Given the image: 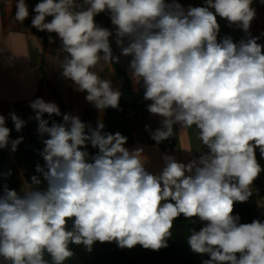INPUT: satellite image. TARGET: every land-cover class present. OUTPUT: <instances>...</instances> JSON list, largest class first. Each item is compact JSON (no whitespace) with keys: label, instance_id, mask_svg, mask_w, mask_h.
Wrapping results in <instances>:
<instances>
[{"label":"clouds","instance_id":"obj_1","mask_svg":"<svg viewBox=\"0 0 264 264\" xmlns=\"http://www.w3.org/2000/svg\"><path fill=\"white\" fill-rule=\"evenodd\" d=\"M252 5L38 0L31 27L46 32L50 44L59 41L60 77L86 93V102L99 113L122 110L121 88L96 69L130 58L126 71L134 91L142 88L148 113L160 117L156 129L145 125L150 139L159 145L177 129H194L202 147L180 149L190 157L186 162L161 153L154 172L141 159L144 148L127 147L128 137L105 131L101 118L93 126L43 97L29 101L34 115L27 121L10 111L17 133L37 122L43 163L35 164L27 189L0 183V264H66L76 256L73 245L91 253L97 242L159 251L169 247L180 217L201 225L185 235L190 250L206 257L201 264H264V221L241 222L235 213L264 172L257 159V150L264 159V32L251 34ZM15 7V20L23 24L28 4L15 0ZM101 13L111 28L97 23ZM218 17L244 36H221ZM45 114L62 120L50 123ZM12 131L0 114V150L15 153L24 141L23 135L11 138ZM11 175V169L0 172Z\"/></svg>","mask_w":264,"mask_h":264},{"label":"trees","instance_id":"obj_2","mask_svg":"<svg viewBox=\"0 0 264 264\" xmlns=\"http://www.w3.org/2000/svg\"><path fill=\"white\" fill-rule=\"evenodd\" d=\"M262 9L264 21V4H262ZM218 21L220 25L224 24V20L219 17ZM225 29L227 30V25H225V28L221 29V36L227 33ZM241 38L242 36H235L234 40L239 41ZM259 43L264 44V37H262ZM112 46L114 53L119 54L116 46L114 44ZM112 67L122 82L121 90L123 95L120 100V107L122 110L118 111L108 108L105 115L101 117V119H103V122L105 123V131L121 132L123 135L128 137L127 145H129L134 141L131 130L132 117L140 123L142 132L146 134L145 122L149 116L146 105L149 102L142 100V88L140 89V92L134 91L135 86L128 77L124 64L120 63L112 65ZM49 86L59 102L61 111L73 113L62 100L59 91L52 84H49ZM36 97H40V95H37ZM78 114L82 121L91 122L92 125L95 126L96 121H94L90 110ZM131 114L133 115L132 117ZM45 118L50 119V123L51 119H55L58 122L62 120V117L56 116L49 118L47 114H45ZM6 124L9 128L13 129L11 132V138H16L20 135H23L25 138L18 146V150L15 153H11V155L15 160L21 163L30 182V177L33 174H36L35 164L38 161L43 163L42 158L36 151L43 148V144L36 132L37 122L35 120L29 121L21 133H17L14 130V125L10 118L6 119ZM149 141L153 142L150 137ZM89 151L94 152L95 150L89 148ZM257 159L260 164L264 166V159L260 158L258 150ZM9 169L12 170V175L6 179L4 177H0V183L6 182L10 188L18 190L19 181L13 169L10 167H3L0 164V172L6 173ZM254 184L253 196L250 200L247 203H237L235 205V213L240 214L241 222H251L254 218L264 221V215L261 214L264 209H259L257 207L258 202L264 203V172L261 173L260 177ZM200 226L201 225L199 223L193 224L191 221L180 217L174 222L172 229L173 236L168 241L169 247L159 251L147 250L135 258H130L125 249L118 248L114 242L103 244L97 242L91 253H86L83 251L82 247H76L73 245L72 247L76 252V256L71 261L66 262V264H201L202 259L206 257L194 254L188 247L185 240V235L188 234L189 229L193 227L199 229Z\"/></svg>","mask_w":264,"mask_h":264},{"label":"crops","instance_id":"obj_3","mask_svg":"<svg viewBox=\"0 0 264 264\" xmlns=\"http://www.w3.org/2000/svg\"><path fill=\"white\" fill-rule=\"evenodd\" d=\"M37 1L38 0H26V3L28 4V6L34 7ZM181 3H183L185 6H187L188 3H191L195 6V5L202 4V0H181ZM252 6L256 9L257 15H256V18L251 23L250 31L253 36H256L264 32L263 9H262V4L259 3V0H253ZM15 12H16L15 0H0V31L2 33H4V26L6 24L11 25L12 23H15V22L17 23V21L15 20ZM106 16L107 15L105 14L104 17ZM106 18H103V20L101 18L99 19L98 22L103 23L104 21H106ZM27 19L29 21L30 17H28ZM20 24L17 25V31H16L19 33V36H16V34H13L11 36L12 40L8 39L7 41L9 42L5 41L2 44V47H6L5 45H8V44L11 45L12 43H15L16 41L20 45L22 39L24 38L23 35H26L28 37L26 39L27 41H32V43H34L33 47H34V52L36 54L37 61L33 69L34 90H33V93L30 95V97L33 96V99H34L37 95H40V97H43L45 101H53L59 105V102L56 96L53 94L49 84L48 83L41 84L42 74L39 68L42 66L44 70L46 71L47 80H49L51 84L54 83L53 82L54 75H57V77H59V84H61V88L60 89L58 87L56 88L59 91L62 100L65 102V104L67 105L70 111H72L73 113H76L77 111L75 110H77V108L79 110H83V112L90 110L94 121H97L98 119H100L103 116V113H99L91 104L86 102L85 100L86 93H81V92L76 91L74 87L71 86L70 81H66L60 77V74H59L60 70L58 69V67H59V60L62 57L58 56L56 53V49L59 46V41L57 40V43L50 44L48 41V34L46 32L37 31L35 28L31 27L30 22H29L30 27L27 28L25 32H21ZM225 25H227V23L224 20V24L221 25V29L225 28ZM109 27L111 28V26ZM226 31H227L226 34L232 35L233 39L235 36H242V37L244 36V33L241 30H234L233 28H230L228 26H227ZM45 49L47 51L46 59L44 58ZM15 50H17L15 44L14 46H12L11 48L7 50L10 53V57H8L9 61L8 60L6 61L5 57L2 56L3 63H1V66H0V73L2 77L4 78V80H6L9 76H14L13 73L15 72V70L16 71L21 70V55L19 54V56H17L16 58ZM128 59L126 60L125 63L121 62L122 64L125 65V67L127 65ZM16 63H18L17 66H16ZM104 69L105 68H102V70ZM103 72L101 71V75L103 77L111 78L113 80V85L119 86L121 88L122 82L115 72L113 73H111L110 71L108 73L106 71H103ZM63 86H65L64 90L62 88ZM11 88L12 90L9 88L8 91L5 93V96L3 98H0V113L1 111H3V109H6L4 110V112H7V110H11L13 107H18L19 109H21L23 106V103L20 97H18L16 95V92H14L15 85L12 86ZM4 112L2 113L4 114ZM28 112H31V110ZM132 116L133 115L131 114V117ZM7 117L8 115L6 116V118ZM159 120H160L159 116H152L149 114L145 122V125L146 124L150 125V122H152L151 128L154 130L157 128L159 124ZM131 130H132L134 141L133 143L126 145V146L129 148H135L137 146H142L144 148V154L142 155L141 159L147 160L148 161L147 167L149 168V170L154 171V172L159 171V168L162 165V161L160 159L161 153H165V152L171 153L175 155L178 160L186 162L187 160L190 159V157L187 153H185L184 151L180 149L190 146L193 148V150H195L196 148L202 147L200 145V142L194 143V140H191L192 136H189L187 138L186 140L187 144H185L184 147L178 144V139L176 136L171 138L170 140H165L163 143L159 145H156L154 141L153 142L149 141V137H150L149 133L146 132V134H144L142 132V127L140 123L134 117H132L131 119ZM183 131L188 132L189 130H183ZM254 186L255 184L253 185V189H254Z\"/></svg>","mask_w":264,"mask_h":264},{"label":"rangeland","instance_id":"obj_4","mask_svg":"<svg viewBox=\"0 0 264 264\" xmlns=\"http://www.w3.org/2000/svg\"><path fill=\"white\" fill-rule=\"evenodd\" d=\"M28 7H29V12H30V15H29L30 20L29 21H28V19H26L23 24H20L19 22L12 23L11 25L6 24L4 26V33H2L0 31V58H1L0 59V66H1V63H3L2 62V56L5 57L6 61L7 60L9 61L8 57H10V53L7 50L9 48H11L12 46H14V44L16 45V49H17V50H15L16 58H17V56H19V54L21 55V70L20 71L15 70L14 73L12 72L14 76H9L10 78L8 77L6 80H4V78L2 77V75L0 73V77H1L0 78V98H3L5 96V93L8 91V89L10 88L12 90L11 87L15 85L14 92H16V95L18 97H20V99L23 103V106L21 109H19L18 107H13V108L11 107L12 109L7 110V112H4V110H6V109H3V111H1L0 114H3L2 112H4L3 115L6 117L10 111L15 110L16 113L22 119H24L26 121L28 120L29 116L34 115L33 110L29 107V100L33 99V96L30 97V95L33 93V90H34V87H33V69H34L36 61H37L36 54L34 52V47H33L34 43H32V41H27L26 39L28 37L26 35H23L24 38L22 39L20 45L18 44L17 41L15 43H12L11 45H9V44L5 45L6 47H2V44L5 41H7L8 39L12 40L11 36L13 34H16V36H19V33L16 32L18 24L21 25V32H25L26 29L30 27L29 22L31 24V18L35 13L32 12L33 7H30V6H28ZM104 16H105L104 13H101L100 15H98L96 17L97 23L104 26V27L111 26L110 20L108 21L109 17L106 16L107 17L106 18ZM101 18H102V20H103V18H106V21H104L103 23H99L98 21ZM48 19L50 20L51 17H49ZM7 42H9V41H7ZM46 53H47V51L45 49L44 50V58L45 59H46ZM127 59L128 58L122 57L121 62L125 63ZM17 65H18V63H16V66ZM102 68H105V69L107 68L106 70L105 69L102 70V72L103 71H106L107 73L109 71L111 73L115 72L112 65H104L103 63L98 65L96 70L100 71ZM39 69H40L41 74H42L41 84H43V83L51 84L49 82V80H47L46 71L43 70L42 66ZM53 82L54 83L52 85L55 88L56 87H58L59 89L61 88V84H59V77H57V75H54ZM71 86H72V84H71ZM62 88L64 90L65 86H63ZM30 110H31V112H28ZM75 111H77L76 113L83 112V110H79L78 108ZM104 115H105V112L103 113V116ZM94 118H95V116H94ZM6 119H8V117ZM151 124H152V122H150V125ZM154 125H155V123H154ZM158 126H159V124H158ZM188 132L187 131L184 132L183 130L177 129L176 137L178 139V144L182 147H184V145L187 144L186 140L189 136H192L191 140H194V143H197V142L199 143V141L196 139L195 130L192 129V130H189ZM0 164L3 167H10L13 169V171H14V173H15L16 177L18 178V181H19L17 191H20L21 188L27 189L29 179H28L27 175L25 174V171H24L21 163L12 157V155L8 149L0 150ZM125 250L128 253V256L130 258H135V257L139 256L140 254H142L143 252L147 251L146 249L142 248L140 245H137L132 249L125 248Z\"/></svg>","mask_w":264,"mask_h":264}]
</instances>
